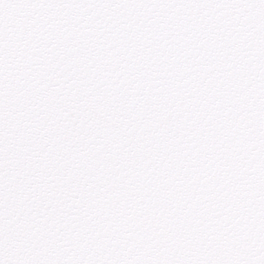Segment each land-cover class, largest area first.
Returning <instances> with one entry per match:
<instances>
[{"label":"snow or ice","instance_id":"1","mask_svg":"<svg viewBox=\"0 0 264 264\" xmlns=\"http://www.w3.org/2000/svg\"><path fill=\"white\" fill-rule=\"evenodd\" d=\"M0 264H264V0H0Z\"/></svg>","mask_w":264,"mask_h":264}]
</instances>
